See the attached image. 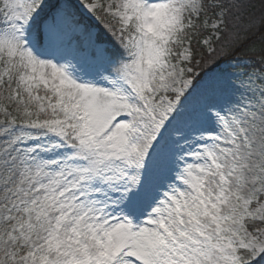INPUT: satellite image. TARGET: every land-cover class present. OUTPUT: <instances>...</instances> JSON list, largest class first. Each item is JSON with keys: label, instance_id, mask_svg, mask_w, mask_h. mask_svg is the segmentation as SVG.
<instances>
[{"label": "snow or ice", "instance_id": "6c2138e0", "mask_svg": "<svg viewBox=\"0 0 264 264\" xmlns=\"http://www.w3.org/2000/svg\"><path fill=\"white\" fill-rule=\"evenodd\" d=\"M0 264H264V0H0Z\"/></svg>", "mask_w": 264, "mask_h": 264}, {"label": "trees", "instance_id": "16d2710c", "mask_svg": "<svg viewBox=\"0 0 264 264\" xmlns=\"http://www.w3.org/2000/svg\"><path fill=\"white\" fill-rule=\"evenodd\" d=\"M254 39L256 40V43L259 45V43H260L259 39L258 38H254ZM245 58H251V59H253V61H255V57H245ZM229 59H231V57ZM221 64H225V62L221 61ZM254 66L258 67V65H254Z\"/></svg>", "mask_w": 264, "mask_h": 264}]
</instances>
